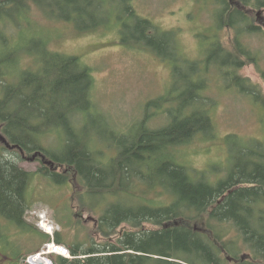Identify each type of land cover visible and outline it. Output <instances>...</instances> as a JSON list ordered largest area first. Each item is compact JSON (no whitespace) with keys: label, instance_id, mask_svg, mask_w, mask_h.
<instances>
[{"label":"trees","instance_id":"1","mask_svg":"<svg viewBox=\"0 0 264 264\" xmlns=\"http://www.w3.org/2000/svg\"><path fill=\"white\" fill-rule=\"evenodd\" d=\"M213 2L222 10L220 29L236 33L237 55L256 64V53L243 41L246 34L259 29L244 9H263L264 0H234L236 7L228 0ZM95 4L98 26H108L111 22L101 0H0V19L19 23L29 18L33 7L52 20L76 22L84 30L82 19ZM121 4L125 6L123 29L130 30L132 21L138 33L124 36L122 42L141 44L174 64L172 75L179 94L159 98L146 110L164 114L166 125L153 130L144 120L132 135H112L107 139L112 143L101 144L114 149L116 155L102 159L105 150L98 144L102 140L91 138L88 131V123L100 116L93 100L92 70L80 58L49 51L40 42L36 52L41 66L35 71L20 70L17 51L1 58L0 131L8 146L0 147V215L7 221L0 231L16 226L36 234L42 244L50 243L49 235L28 223V190L38 173L56 185H65L67 172L86 192L80 197L81 208L101 212L97 226L101 240L69 244L57 232L54 242L67 245L72 259L56 256V264H228V257L239 261L245 251L263 263L264 142L232 149V162L237 163L215 182L181 163L179 150L202 139L199 137H214L215 104L206 92L210 89L209 70L221 55L225 59L215 65L217 72L224 71V80L264 109L257 87L238 74L245 63L224 53L215 36L208 58L191 64L186 72L190 64L180 54L174 33L166 31L160 40L156 27L138 17L129 0H121ZM6 150L18 152L20 159L24 154L36 156L42 167L36 174L26 171L4 159ZM60 169L65 172L59 173ZM148 188L160 189L169 201L149 198ZM140 191L145 193L141 196ZM200 220L207 221L209 235L190 227ZM147 224L156 228L147 230ZM124 225L131 230L121 233ZM230 233L234 238L228 240ZM115 236L117 240L112 241ZM15 256L22 258L21 253Z\"/></svg>","mask_w":264,"mask_h":264},{"label":"rangeland","instance_id":"2","mask_svg":"<svg viewBox=\"0 0 264 264\" xmlns=\"http://www.w3.org/2000/svg\"><path fill=\"white\" fill-rule=\"evenodd\" d=\"M101 1L111 22L108 26H98L100 20L96 4L89 8V14L82 19L80 25L86 28L84 30L76 22L52 20L33 7L30 8L29 18L19 23H11L7 18L0 19V59L17 51L20 70L35 71L41 66L36 52V43L39 42L46 44L49 51L80 58L92 70L93 100L100 112L99 120L88 123V131L91 138L102 140L98 144L104 147L109 141L112 143V139L107 140L112 135H132L144 120L149 121L147 124L153 130L162 128L167 123L164 114H159L153 108L147 113V106L159 98L179 93L175 91L172 62L161 59L141 44L122 42L124 36H138V33L135 32L132 21L129 22L130 30L123 29L125 6L121 4V0ZM129 1L138 17L151 21L156 27L160 40L166 31L174 33L180 54L190 64L185 69L186 72H189L191 64L208 58L210 49L216 43L214 37L217 36L224 53H231L245 63L238 74L257 87L263 100L264 8L244 9L249 12L254 26L259 29V32L246 34L243 41L257 55V63L251 64L237 55L235 31L220 29L222 10L215 6L213 0ZM224 59L225 55H221L213 62L209 70L210 89L206 92V96L215 104L212 110L214 137H199L202 139L194 140L179 149L181 163L195 174H204L211 182L224 177L228 168L237 163L236 160L232 162V149L239 151L241 148L254 147L258 141L264 142V109L253 98L242 94L234 83L224 80V71L217 72L215 65H221ZM184 91L185 89L181 90L180 94ZM254 141L256 142L253 143ZM4 145L0 141V147ZM103 147L99 146L105 150L102 159H111L116 155L114 149ZM2 153L4 159L18 163L31 173H38L42 167L38 157L31 160L34 156L24 154L20 159L19 153L15 151L6 150ZM58 172H65V169ZM65 174L68 178L65 185H56L40 173L33 178L28 190V223L39 228L40 217L46 214L48 221L58 228L69 244H90L92 239L98 243L101 240L97 232L101 212L98 210V213H91L85 207L81 208L80 197L86 192L72 180L71 173ZM159 190H150L147 193L149 198L167 203L170 197ZM143 193L145 192L140 191L141 196ZM6 222L0 215V227L6 225ZM207 224L206 220H200L190 223V227L208 229ZM144 227L147 230L156 228L149 224ZM129 230L131 228L127 225L120 229L121 233ZM37 238L36 234L16 226L8 231H0V264H16L18 261L20 264H29L28 258L40 254L45 245ZM233 238L234 233H230L227 239ZM116 240L115 236L112 241ZM20 253L21 260L15 256ZM49 259L56 264L55 257L49 256ZM238 264L264 262H258L250 251H245L239 255Z\"/></svg>","mask_w":264,"mask_h":264},{"label":"built area","instance_id":"3","mask_svg":"<svg viewBox=\"0 0 264 264\" xmlns=\"http://www.w3.org/2000/svg\"><path fill=\"white\" fill-rule=\"evenodd\" d=\"M40 228L43 229L47 234L51 236L54 235L56 228L48 221L46 215L41 217ZM58 254L66 258H71L70 250L66 247L57 246L54 243L46 245L43 252L37 257L42 258L44 261H47L48 264H52V262L47 258L49 255ZM34 258L29 259L30 264H34Z\"/></svg>","mask_w":264,"mask_h":264},{"label":"flooded vegetation","instance_id":"4","mask_svg":"<svg viewBox=\"0 0 264 264\" xmlns=\"http://www.w3.org/2000/svg\"><path fill=\"white\" fill-rule=\"evenodd\" d=\"M228 1L232 4V6H236V2H234V0H228ZM177 225H179V224H177ZM195 231L201 232V233H204V234H210L208 229L202 228V229L199 230L198 226H195ZM228 259H229L230 262H233V263H238L239 262V261H235L234 259H231L230 257H228Z\"/></svg>","mask_w":264,"mask_h":264},{"label":"bare ground","instance_id":"5","mask_svg":"<svg viewBox=\"0 0 264 264\" xmlns=\"http://www.w3.org/2000/svg\"><path fill=\"white\" fill-rule=\"evenodd\" d=\"M34 264H48L47 261H44L42 258L35 257Z\"/></svg>","mask_w":264,"mask_h":264},{"label":"water","instance_id":"6","mask_svg":"<svg viewBox=\"0 0 264 264\" xmlns=\"http://www.w3.org/2000/svg\"><path fill=\"white\" fill-rule=\"evenodd\" d=\"M0 134H1V131H0ZM0 141L2 142V143H4L5 145H7L8 146V144H7V140H6V138L1 134L0 135ZM37 157L36 156H34V158H32L31 160H34V159H36ZM177 224H179V223H177Z\"/></svg>","mask_w":264,"mask_h":264}]
</instances>
